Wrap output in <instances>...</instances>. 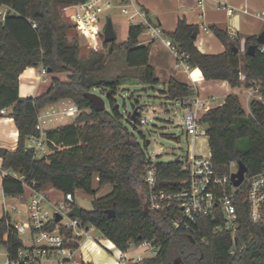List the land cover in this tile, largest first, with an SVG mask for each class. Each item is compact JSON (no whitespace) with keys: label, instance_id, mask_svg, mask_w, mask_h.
<instances>
[{"label":"trees","instance_id":"obj_1","mask_svg":"<svg viewBox=\"0 0 264 264\" xmlns=\"http://www.w3.org/2000/svg\"><path fill=\"white\" fill-rule=\"evenodd\" d=\"M84 1L87 0H0V5L8 6L13 13L4 22L0 21V117L3 110L11 109L10 117L18 132L16 149L0 158L1 170L22 178L11 173L4 176V195L23 196L27 186L33 183L37 191L50 186L63 195L85 192L93 200L92 210H83L78 220L83 228L93 226L123 253L129 250L130 244L138 247L144 241L160 248L156 256L133 264H175L177 260L180 264H264V226L251 222L244 194L238 193L235 197L240 228L234 255L230 254L231 235L215 233L218 223L211 217L199 218L187 232L175 231L163 214L146 212V154L125 124L127 121L135 129L142 117L138 113L133 123L132 113L124 116L117 106L115 96L125 77L112 80L102 77L108 58L119 52L125 54L127 66L135 71L138 81L150 86L160 84L149 63L150 47L139 45L145 26H130L128 37L122 43L106 44L103 37L102 47L107 53L91 50L83 58L78 38H69L73 27L62 15V8ZM213 32L226 46L225 53H201L195 45L199 27L184 19L166 37L175 45L179 61L190 69H199L206 80L227 81L232 88H237L243 73L247 82L254 81L260 86V99L251 102L250 115L245 113L240 98L230 95L222 106L208 110L201 119L206 126L216 173L231 175L229 164L236 162L245 165L248 177H252L264 167V52L261 51L264 46L259 45L254 56L248 55V48L258 44V37L250 36L244 53L236 54L233 49L240 48L236 39L216 28ZM40 66L51 71L48 90L38 97L21 98V74L29 67ZM96 90L110 92V109L106 107L101 112L95 109L88 94H97ZM165 94L174 101H184L193 97L195 91L171 79ZM62 100L74 103L80 112L71 123L45 131L50 153L35 158L34 152L27 149L28 140L41 136L38 125L44 109ZM138 106L141 104L136 101L133 111ZM155 168L158 187L162 189H169L175 181L186 177L180 160L155 163ZM95 182L98 190L111 185L112 191L97 198ZM107 211H113L114 216ZM55 224L53 221L51 228ZM65 233L74 237L73 230ZM0 246L8 252L11 261L18 259L19 251L25 246L7 215L0 219ZM66 246L75 250L79 247L76 242Z\"/></svg>","mask_w":264,"mask_h":264},{"label":"built area","instance_id":"obj_2","mask_svg":"<svg viewBox=\"0 0 264 264\" xmlns=\"http://www.w3.org/2000/svg\"><path fill=\"white\" fill-rule=\"evenodd\" d=\"M0 7L7 10L5 12L0 10V21L4 22L10 15V8L4 5H0ZM114 9L120 10L128 18L131 26L144 25V32H149L153 39L165 38L161 28L151 23L149 14L136 0H87L65 5L62 12L64 14L69 11L76 13L78 25L84 29L90 39L89 48L97 51L100 48L98 36L102 35L104 37V32L100 28L101 17L104 13ZM244 12L247 13V10ZM229 13L233 14V10L230 9ZM257 17L264 20V8L257 13ZM29 21L33 23L32 20ZM90 23H92V26H90ZM33 27L36 28L37 24L33 23ZM204 30L208 31L209 29L205 28ZM228 34L232 39H235V33L232 29L228 31ZM164 41L180 58L173 42L166 38ZM48 74V70L42 67L41 75L45 77ZM247 84L253 88L251 95L254 98L260 97V86L254 81H248ZM177 102L185 109L186 113L182 128L192 142H195L200 136H206V126L197 118V114L191 106V98ZM195 103L197 104V101ZM9 112L11 113V109L3 110L0 120L12 122L13 118L10 117ZM79 112V107L70 102L62 112V116L72 118L77 116ZM43 123H45V120L41 115L38 125L41 136L30 137L27 143V149L34 152L35 158H42L49 154ZM146 124L147 120L141 118L140 125ZM180 161L182 171L186 177L175 181L169 189H162L158 187L155 163L146 156L144 182L148 188L147 206L149 210L165 215L175 231L182 229L188 232L197 224L199 218L211 217L214 222L218 223L214 230L215 233L227 232L231 235L230 254L234 255L238 250L236 235L240 228L239 215L235 204V197L238 193L245 196L244 200L248 204L251 222L255 225L264 226V167L262 172L255 176L248 177L246 175L241 186L236 188L232 182V175L238 172V163L236 162H230L229 164L232 171L231 175L220 176L216 173L210 156L198 157L188 153ZM10 173L1 170L2 177ZM11 175L19 178L16 173H11ZM27 188L31 191L27 220L12 222L10 219V224L18 235L30 236L32 243L29 246L25 245L19 251L18 259L15 261L10 260L6 251V259L3 264H32L54 258L59 264H76L74 259L75 249L66 245L70 242H76L79 245L82 235L90 239L89 231L95 230V228L93 226L83 228L78 218L68 216L75 207V196L66 194L63 196L62 201L53 202L47 191L35 190L34 183L27 186ZM14 212L21 213L17 209H14ZM58 215L62 218L57 222L56 217ZM53 221L56 224L51 228ZM66 230H73L74 237H69L65 233ZM202 242L205 243L204 240ZM131 247L137 246L130 244L129 249ZM138 248L144 250L128 261L133 260V263H139L146 258L156 256L160 251L159 247L148 241H144ZM120 259L127 261L125 253L121 252Z\"/></svg>","mask_w":264,"mask_h":264},{"label":"crops","instance_id":"obj_3","mask_svg":"<svg viewBox=\"0 0 264 264\" xmlns=\"http://www.w3.org/2000/svg\"><path fill=\"white\" fill-rule=\"evenodd\" d=\"M136 1L149 14L151 23L161 28L166 39H168L166 35L173 33L176 30L177 24L180 19H184L190 25L198 26L199 35L197 37L195 45L201 53L206 55H220L226 52V46L215 35V33L213 32L214 28L225 32H228L230 29H232L235 33V39L239 42L240 45L239 52L242 54L245 51L247 37H258L264 31V20L257 17V13L264 8V0ZM230 9L233 10V14L229 13ZM245 10H247V13L244 12ZM65 18L72 25L73 30L76 31L80 39L84 41L83 44L87 48L89 54V52L91 51V49L89 48L91 42L84 29H82L78 25L76 13L74 11H69L65 14ZM90 26H92V23H90ZM100 28L101 30L104 29L102 23L100 24ZM205 28H208L209 30L205 31ZM98 38L99 47L101 48L103 37L101 35L98 36ZM164 39H153L149 32H144L139 38V45L143 47H150L149 63L155 69V73L160 80V84L158 86L163 88V91L161 92L164 93V96L166 98H169L165 94L167 84L171 79H174L181 84H185L193 88V90L195 91V95L191 97V106L196 112L197 118L200 120L208 110L222 106L225 103L226 98L230 95H237L240 98L245 113L247 115H250L251 102L255 99H260V97L254 98L251 95L253 88L247 84L246 77L243 73L241 74V85L237 88H232L227 81L206 80L199 69H190L185 63L179 61V58L177 57L175 52L166 45ZM80 49L82 52V47H80ZM261 51L264 52V47L261 49ZM88 54L82 57L85 58L88 56ZM243 66L244 62H241V67ZM38 73V68L29 67L21 74L19 79V94L21 98L38 97L48 90L49 86H46L48 84L44 85L48 81L47 78L39 80ZM61 77L63 78V76ZM49 82L51 81L49 80ZM196 101L197 104L195 103ZM60 103L65 107L63 110H59L57 108ZM69 104V101L62 100L56 104L49 105L44 109V111L42 112V116L45 120V123H43L45 131L61 127L72 122L62 123L65 118H67L65 116H62V112ZM12 129L16 130L14 121L7 123L0 120V141L4 139L13 143L12 147L9 148L6 143L2 144L0 142V147L6 148L8 150L16 149L18 132L16 130L17 136L15 139H12L9 137ZM2 179L3 177L1 175L0 160V197H2L1 202L4 207L3 211L0 210V219L7 214L11 219L10 212L6 208V201L8 197L3 193ZM27 189L28 188H26V191ZM110 189H112V186L111 188H109V190ZM45 191L48 192L53 202L63 200L64 195L61 192L53 189L52 187L48 186ZM29 192L30 197L31 191L29 190ZM78 192L82 191L79 190ZM25 194L23 196L10 198L15 199V201L17 199L23 200ZM14 209L17 208L14 207L13 210ZM26 236L29 243L24 244L29 246L31 245L32 240L30 236ZM109 243L113 245V248L109 247ZM130 251L131 250L129 249L125 253L127 263H130V261L128 260L133 259L137 255H130ZM1 254L3 255V253ZM120 258L121 251L117 249L112 242L103 238L100 233L99 237H97L96 239L92 237L90 239H85L83 238V236H81L79 247L74 252V259L76 264H81L82 262H89L92 264H124ZM43 261L50 262L52 261V259ZM43 261L36 263H42Z\"/></svg>","mask_w":264,"mask_h":264},{"label":"rangeland","instance_id":"obj_4","mask_svg":"<svg viewBox=\"0 0 264 264\" xmlns=\"http://www.w3.org/2000/svg\"><path fill=\"white\" fill-rule=\"evenodd\" d=\"M0 10L2 12L7 11L4 7H0ZM9 13L13 14L11 10ZM62 15L65 17L64 13ZM101 18V23L104 29L107 25L108 19H111L115 33L117 35L118 43L124 42V40H126L128 30L131 25L128 21V18L123 15L120 10L114 9L108 11L104 13ZM104 29L103 32L105 31ZM73 37L79 38V44L83 50L81 52V56H86L88 54V50L83 44L84 41H82L76 31L72 29L71 33L69 34V38L72 39ZM99 50L107 53L106 48L101 47ZM41 69L42 66L38 67V79L42 80L47 78L48 81L44 85L48 84L46 86H50V76H42ZM136 76L137 74L135 71L127 66L125 54L116 52L110 58H108L107 68L102 77L108 80L125 77L118 86L117 95L115 96L117 106H119V110L124 116H126L127 113L133 112V105L136 101H139L141 104L142 109L139 111V114L142 118L147 120V124H138L135 129L127 121H125V124L131 134L134 136L135 140L145 151L146 156L150 158L153 163H167L175 161L176 159L182 160L188 155V153L194 154L198 157L210 156V148L206 136H200L195 142H192L191 138L183 130L182 123L186 113L184 107H182L177 101L166 98L164 93L161 92L163 91V88L160 86H150L141 83L138 81V79H136ZM65 77L66 76L63 75V79H65ZM96 93L104 97L106 101V107L107 109H110V104L107 97L110 92L108 91L106 94L100 90H96ZM57 108L59 110H63L65 107L60 103ZM75 117L65 118L62 123L71 122L75 119ZM148 141L150 144L147 146ZM0 142L2 144L6 143L9 148H11L13 144L11 141H6L4 139H2ZM48 153H50V151ZM108 187L111 188V185H107L104 188L98 190V184L95 182L94 189L97 190L96 197L100 198L109 194L112 189L109 190ZM29 194L30 192L27 189L23 200L17 199L15 201V199H11L10 197L7 198L6 208L10 212L12 222H23L27 219ZM1 198L2 197H0V210L3 211L4 207L1 202ZM75 199V206H78L86 211L92 210V196L86 194L83 191H77L75 193ZM14 207L20 210L21 213L14 212ZM89 235L95 239L99 237V233L96 231V229L92 231L90 230ZM82 236L86 239L85 235ZM20 238L25 244L29 243L26 235H21ZM130 250V255H136L141 253L144 249L131 247ZM0 252L3 253L0 258V263H4L6 259V251L4 247L0 246ZM55 260L56 259L54 258V260L52 259L50 262L43 261L42 263L35 264H58ZM121 261L124 264H133V260L130 261V263H127L126 260L122 259ZM177 261V264H180V260Z\"/></svg>","mask_w":264,"mask_h":264},{"label":"water","instance_id":"obj_5","mask_svg":"<svg viewBox=\"0 0 264 264\" xmlns=\"http://www.w3.org/2000/svg\"><path fill=\"white\" fill-rule=\"evenodd\" d=\"M258 44L257 45H252L248 48L247 50V54L250 56H254L256 51L258 50V46L259 45H263L264 46V31L258 36ZM117 41V35L115 33L114 27H113V23L111 21V19H108L107 25L105 27V31H104V43L106 44H112L114 42ZM112 51V46L110 47V52ZM233 51L237 54L239 53V48H234ZM51 71L49 70L48 73H50ZM89 99L92 101L95 109L98 112L104 111L106 110V101L104 99L103 96L95 94V93H90L88 94ZM108 97V96H107ZM142 109V106H138L133 112H132V122L134 123L137 119V114L139 113V111ZM150 144V142H147V146ZM9 150L3 147H0V158H3L5 156V154L8 152ZM179 160V159H176ZM247 175V168L245 167V165L239 163L238 164V172L234 173L232 175V182H233V186L238 188L241 186V184L244 182L245 177ZM145 210L146 212H149V208L146 205L145 206ZM82 212L83 209H81L78 206H75L73 208V210L68 214V216L70 218H81L82 216ZM107 213L109 215H111L112 217L114 216L113 211H107ZM61 216H57L56 217V221H60L61 220ZM178 261L175 262V264H177Z\"/></svg>","mask_w":264,"mask_h":264},{"label":"bare ground","instance_id":"obj_6","mask_svg":"<svg viewBox=\"0 0 264 264\" xmlns=\"http://www.w3.org/2000/svg\"><path fill=\"white\" fill-rule=\"evenodd\" d=\"M5 121H6V120H5ZM6 122L9 123L10 121H6ZM16 136H17V132H16V130H13V129H12V131L10 132L9 137L12 138V139H15ZM109 247L113 248V245H112L111 243H109Z\"/></svg>","mask_w":264,"mask_h":264}]
</instances>
